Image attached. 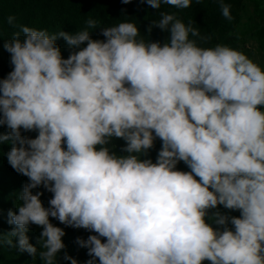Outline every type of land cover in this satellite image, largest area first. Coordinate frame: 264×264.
Returning <instances> with one entry per match:
<instances>
[{
	"label": "clouds",
	"instance_id": "9594fccd",
	"mask_svg": "<svg viewBox=\"0 0 264 264\" xmlns=\"http://www.w3.org/2000/svg\"><path fill=\"white\" fill-rule=\"evenodd\" d=\"M215 2L232 21L230 4ZM158 15L144 33L159 28L164 42L129 19L94 39L92 18L75 32L8 18L18 30L3 44L12 70L0 77V152L11 145L8 164L28 182L0 249L59 264L66 232L56 220L94 233L76 240L86 264H264V66L224 44L204 47L210 37L174 12ZM40 188L52 194L47 206ZM32 225L42 229L36 244Z\"/></svg>",
	"mask_w": 264,
	"mask_h": 264
},
{
	"label": "trees",
	"instance_id": "16d2710c",
	"mask_svg": "<svg viewBox=\"0 0 264 264\" xmlns=\"http://www.w3.org/2000/svg\"><path fill=\"white\" fill-rule=\"evenodd\" d=\"M67 1H76L82 4L80 3L82 0H0V24L5 18L11 16L23 18L27 26L47 29L50 32L60 30L75 32L83 29L86 24L80 25L76 22L77 16L69 15ZM241 1L225 0V3L230 4L231 10H233L232 8ZM88 8L89 12L87 13L86 21L89 18L98 21V28L89 29V31H92L91 35L94 39H104L101 35L103 27L113 26L123 19H129L135 21L140 26L141 35L144 39L157 41L158 38H162L163 41H166L169 34L159 28L153 29L151 37L144 33L152 20L160 18L158 15L159 11L176 13L178 18L183 20V22L186 24L192 23L205 36H208V24L224 29L229 28L225 21L226 18L222 15L220 4L215 2V0H203L202 3H195L194 0L192 6L186 9H176L169 5H162L161 9H153L146 3H141L140 0H132L128 4L122 3L121 0H90ZM125 15L128 17H124ZM57 43L64 50L63 55L67 57L69 49L65 41L61 38ZM203 46L209 47L210 40ZM9 60V53L7 51H0V77H6L12 70ZM0 132H7V128H0ZM36 134L35 132L24 133V135L31 137H35ZM114 143L117 145L115 150L119 152V149L124 145V141L116 140ZM160 146L161 142L157 140L155 147L150 150L149 157L153 161L156 159ZM10 147V144L5 143L2 146V152H0V232L3 233H8L14 228V225L8 223V211L10 209L16 210V198L14 194L21 191L25 183L28 182L27 177L17 173L8 164L6 153L10 150ZM178 168L180 170H188L183 162L178 165ZM34 191L44 192L41 199L45 206H47L52 194L43 188ZM221 210H223L222 207ZM52 222L64 228L66 232L63 238L66 248L60 254L59 264H71V261L63 260L62 257L65 253L77 259L79 264H86L90 259L87 255V249L81 248L76 243V240L78 237L87 239L89 235L94 233H90L84 229L66 227L56 220ZM41 230L36 225L30 227L28 235L31 243H37V237ZM0 264H43V262L38 260V258L34 260L27 252H21L18 248L5 245L3 249H0Z\"/></svg>",
	"mask_w": 264,
	"mask_h": 264
},
{
	"label": "rangeland",
	"instance_id": "374dc122",
	"mask_svg": "<svg viewBox=\"0 0 264 264\" xmlns=\"http://www.w3.org/2000/svg\"><path fill=\"white\" fill-rule=\"evenodd\" d=\"M67 1L69 15L77 16L80 25L86 22V16L89 12L90 0L80 2ZM231 10L233 20L225 19L229 28L224 29L219 26L208 24L207 31L210 37V46L224 44L234 49L242 51L255 62L264 66V0H242ZM8 18H5L0 24V51L5 52L3 44L10 38L13 31L17 28L9 25ZM16 24L26 25L25 20L21 17L15 18ZM157 41L164 42L162 38ZM224 211V210H222ZM232 215H239V212H232ZM207 264V262H205Z\"/></svg>",
	"mask_w": 264,
	"mask_h": 264
}]
</instances>
